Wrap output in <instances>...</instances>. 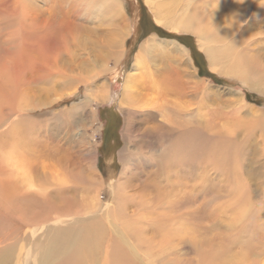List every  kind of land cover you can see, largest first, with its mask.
<instances>
[{"label": "rangeland", "instance_id": "obj_1", "mask_svg": "<svg viewBox=\"0 0 264 264\" xmlns=\"http://www.w3.org/2000/svg\"><path fill=\"white\" fill-rule=\"evenodd\" d=\"M110 1L104 7L98 5L99 0H34L32 5L26 4V0H0V81L6 84L5 92L9 93L8 96L0 94V138L7 136L5 129L14 127L15 118L24 114L26 121L33 123L30 130L36 133L35 139L31 140L21 136L28 153L21 164L26 173L24 177L38 184L43 176L51 178L53 175L56 178L64 174L67 170L59 167L55 152L66 151L75 166L73 174L76 177L81 175V179H69L68 184L74 189L65 198L80 204L88 201L83 199L87 187H93L94 193L101 192V203H106L111 193L109 184L115 179L125 183L131 178L136 184L156 177L162 183L164 176H149L152 167L156 169L150 158H157V155H152L154 150H162L169 138L163 136L157 141L146 132L144 116H129L127 111L124 113L119 108L118 103L127 73L132 74L131 82H136L141 72H148L146 66L137 69L134 65L142 43L153 41L154 55L151 58L154 62L163 55L155 44L165 46V51L166 48L184 46L192 60L196 80L203 82L210 93L189 85L177 62L166 67L156 59L154 65H158L162 72L158 78L163 81V88L172 90L164 93L165 97L182 106L205 103L203 114L210 106V121L204 120L203 123L214 128V135H229L226 138H232L228 145L223 146L237 163L241 171H238L239 177L245 178L242 179L246 183L243 186L252 194L249 205L256 208L260 226L248 222L241 229L242 201H229L235 194L227 192L226 181L219 178L216 169H209L212 176L209 179H213L214 186L197 182L194 177L199 172L197 169L184 178L190 186L186 193H191L193 201L179 206L170 202V207L166 205L160 215L153 214L146 225L151 234L174 236L176 243L161 247H136L135 264H264V242L256 238L258 235L253 237L251 234L257 231L264 236V92L251 89L245 77L232 73L233 67L231 73L215 70L197 34L159 24L151 11L157 3L169 13V17L176 18L185 16L190 10V2L204 9L217 6L216 24L219 32L225 34L222 40H212L210 46H218L216 50L224 57L226 70L230 69L234 59L245 60L248 55H253L255 58L252 56L254 60L251 64L260 78L264 77V0H228L223 6L222 0H116L125 18L115 25L112 21L109 24L108 21H101L105 14L109 15L112 11L110 6L114 7ZM110 15L113 17L112 13ZM118 30L122 31V36L125 35L121 50L113 46L115 36L112 35ZM164 49L161 52H165ZM146 53L143 55L147 61ZM248 64L250 62L243 63V67ZM178 67L180 74L177 73ZM116 68L119 69L117 75L111 76ZM54 71L58 73H51ZM83 78L88 81L81 85ZM98 94L110 95L111 100L99 102L95 98ZM146 97H155V93L149 91ZM138 109L142 108L138 106ZM13 112L19 114L12 115ZM243 125L246 129L255 130L248 132L250 137H238L239 132H235L237 126ZM36 142L45 145L31 150L28 145ZM210 144L200 150L208 149ZM254 152L255 164L249 173ZM91 163L103 176V183L84 179ZM123 171L126 172L121 176ZM207 190L210 194H205ZM127 198L121 197L124 201ZM50 201L47 197L40 207L27 208L26 216L37 213L38 218L44 219L51 213L53 218L48 222L62 226L60 222L79 218L88 220L93 215L87 205L66 211L56 209ZM182 212H189L190 217L176 220ZM114 222L113 214L105 213L97 214L96 218L82 226L97 228L103 237ZM50 234H41L39 229H26L25 246L16 251L2 247L0 264H6L1 263L5 262V256L12 260L10 264H24L26 259L28 264H55L68 250L48 249L51 255L42 259L44 253L41 248ZM78 253L85 259L86 251L79 250ZM99 257L102 258L103 254Z\"/></svg>", "mask_w": 264, "mask_h": 264}, {"label": "bare ground", "instance_id": "obj_2", "mask_svg": "<svg viewBox=\"0 0 264 264\" xmlns=\"http://www.w3.org/2000/svg\"><path fill=\"white\" fill-rule=\"evenodd\" d=\"M33 1L26 0V4L32 5ZM215 1L217 0H212V2ZM226 1L228 0H222L221 5L223 6ZM110 2L114 7L110 6V10L112 11H110L109 15L108 13L105 14L101 18V21H108V24L112 21L115 25L117 22H122L125 16L122 14L123 10L118 1L111 0ZM107 4L108 0H99L98 3L99 6L104 7ZM154 5V7H151V11L157 23L167 24L173 29L197 34L200 45L208 54L210 64L215 70L231 73V68L233 67L234 71L232 73L238 77H245V82H247V85L251 89L264 92V77L258 78L257 75L259 73L255 72L251 64V60H254L253 55H248L245 60H241L240 58L234 59L229 65L230 69L226 70V62L223 61L224 57H221V52H217L216 50L218 46H210L212 40H222V35L225 34V32H219V27L216 24L215 13L218 8L217 6L211 5L204 9L202 6L199 7L194 2H190V10H187L185 16H177L175 18L172 15L169 17V13L162 6L157 3ZM111 13L113 17H111ZM122 34V31L118 30L112 35L115 36L113 46L117 50L119 47L120 50L123 47L121 43L125 35L122 36ZM152 43L153 41H149L148 43L145 41L142 43L143 45L134 62L137 69L140 66H146L148 68V72H141L139 75L144 80H140L138 77L136 78V82H131L133 79L132 74L127 73L118 104L119 108L124 113L127 111L129 116L132 114L144 116L147 123L146 132L155 137L157 141L163 136L169 138L167 146L162 150H154L152 155H157V158H150L151 162L156 164V169L152 167L149 176H164V182H158L156 177L149 179L147 182L139 181L136 184L132 183L131 178L126 180L125 183L115 179V181L109 184L111 191L110 197L103 205L101 203V192L99 193L97 191L94 193L92 191L93 187L91 189L87 187L84 191L83 199L85 201L88 200L86 203L80 204L75 200L67 199L65 195L72 194V189H74L72 185L68 184L69 179L73 177L74 180H80L81 175L76 177L73 174L75 166L71 164L70 155L66 151H60L59 154L55 152L59 167L67 170L64 174L57 175L56 178L53 175H51V178L43 176V180L38 184L24 177L26 173L21 168V164L26 160L25 157L28 153L24 149L25 145L21 136L25 135L26 138L31 140L35 139L36 133L29 128L33 123L28 120L26 121V118L23 117L24 114H22L18 118H15L14 127L11 126L5 129L8 135L0 138V141L8 138L4 141L5 143L1 142L0 144V250L2 247L14 251L19 248L22 249L26 243L24 241L26 229L34 231L39 229L41 234L51 233L49 239L41 248L44 253L41 256L42 259L49 258L48 256L51 255V251L48 249L66 248L68 250L63 258L55 264H135L136 247H161L168 243H176L174 236H158V233L155 232L151 234L146 225L151 220L153 214L160 215L166 209V205L170 207V202L173 201L175 206H179L180 204L193 201L194 198L191 196V193H186V190L190 186L184 181V178L193 174L197 169L199 172L194 175L195 180L197 182H203L205 186L213 183V179H209L212 177L209 169H216L219 178H222V181L223 179L226 181L227 192H234L235 194V197L229 201H234V199L236 201H242V206H240L242 208L241 229H244L248 222H251L255 226H260V219L257 216L256 208L249 205L252 194L244 189L246 183L243 180L245 178L239 177L238 171H241L237 168V163L229 157L226 146H223L228 145L227 142H231L232 138H226L227 135H214V128L208 123H203L204 120L206 122L210 121L209 117L212 115L210 106L203 114L202 111L205 108V103H198L197 106L189 103L187 106H182L165 97L164 93L168 94L172 90L166 91L163 88V81L158 78L162 72L159 71L158 65H154L156 59L166 67L171 66L174 61L177 62L181 66L183 76L188 78L189 85H192L194 89L200 88L201 90H207L203 82L195 78L196 75L192 60L187 55L188 51L184 46L183 48L175 46L171 49L166 48L167 51H165V46L161 47L162 45L159 44V47L157 45L158 43L155 44L154 42L156 47L161 50L164 49L165 51L161 52L160 50V53H163V55L157 57L154 62V59L151 58L154 48ZM233 43H235L234 40ZM145 52H147V61L143 55ZM244 55L246 56V54ZM249 62L250 64L245 65L248 68L247 70L243 67V63ZM118 68L111 73V76L114 74L117 75ZM181 70L178 67L177 73L180 74ZM51 73L58 72L54 71ZM62 73L61 71L60 74L64 76L65 74ZM242 73L244 76H242ZM79 77H82V75L79 74ZM45 78L47 79L46 76ZM87 81L83 78L81 85L86 84ZM6 89V84L0 81V94L8 96L9 93L5 92ZM149 91L154 92L155 97L147 98L146 96ZM208 92L210 93V91ZM161 96L162 98L160 99ZM95 98L99 102L111 100L110 95L103 94H98ZM30 106L32 105L30 104ZM138 106L142 109H138ZM13 114L18 115L19 112H13ZM25 114L27 115V113ZM254 131V129H246L243 125L240 127L237 126L235 132H239L238 137L243 136L247 138L250 137L248 132ZM216 143H219V145L215 146L214 144ZM209 144L208 149L200 150L203 146L206 147ZM250 144H248L249 147ZM43 145L45 144L36 142L28 146H30L31 150H36L39 146ZM255 155L254 152L253 157L250 159L249 173L253 170ZM88 167L89 170L85 172L84 179L99 180L98 183H103L104 178L97 170L96 165L91 163ZM125 172L123 171L121 176ZM181 173H184V175H181ZM128 184H130L131 188ZM256 184L261 185L260 183ZM50 187H53V189H50ZM35 189L44 195L37 194ZM205 194H210V190H207ZM92 196H94L93 199H91ZM172 196L174 197L173 200ZM47 197L51 199L50 203L53 207L58 210L64 209L71 211L75 206L82 208L87 205L86 207L93 214L88 219L89 221L96 218L97 214L108 213L109 215L113 214L116 222L110 225L111 228L109 227L110 231L108 234L101 237L97 228L90 227L87 229V227L82 226V224L88 221L82 218L77 220L70 219L65 223L63 221L60 222L62 226H56L57 223L51 225L48 222L53 218L51 213L44 219L38 218L37 213H34L32 216H26L25 210L27 208L33 209L34 206L40 207L41 203L46 201ZM121 197L128 198L124 201ZM187 217H190V213L182 212L176 220H184ZM39 219L41 221L37 222ZM91 222L94 223L95 221ZM179 227H181V223ZM173 232L170 231V233ZM178 232L176 231V233ZM251 234L253 237L258 235L256 238L264 242V236H260L259 232L253 231ZM79 250L86 251L85 259L79 255ZM95 250L100 251L95 252ZM104 253H106L105 256ZM100 254H103L102 258L99 257ZM3 260L5 262L1 263L6 264H10L12 261L6 256L3 257ZM28 263L29 260L26 259L24 264Z\"/></svg>", "mask_w": 264, "mask_h": 264}]
</instances>
